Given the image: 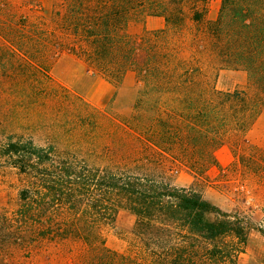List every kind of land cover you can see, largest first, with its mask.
Returning a JSON list of instances; mask_svg holds the SVG:
<instances>
[{
    "label": "rangeland",
    "instance_id": "obj_1",
    "mask_svg": "<svg viewBox=\"0 0 264 264\" xmlns=\"http://www.w3.org/2000/svg\"><path fill=\"white\" fill-rule=\"evenodd\" d=\"M233 2L238 7L243 0ZM78 4L82 8L89 5L86 0H56L50 9H43L40 5H18L11 0H0V36L3 39L0 45V143L8 135L32 139L39 146H55L62 156L82 166L130 169L135 173L162 176L178 187L194 189L220 210L237 213L251 223L244 252L238 256L237 263L264 264V234L259 231L264 226L263 133H256L253 138L245 137L248 130H253V124L246 131L230 129L222 145L231 146L234 159L213 175L206 173L216 164L209 163V158H214V151L221 145L210 144L204 158L194 145L188 148L177 145L168 151L155 145L151 130L144 132L135 127L140 113L146 120L159 115L178 125L182 114L187 112L196 119V106L202 101L197 89L207 91L212 83L217 87L215 75L221 70L245 71L229 67L218 69L223 62L211 48L215 38L208 29L214 20L206 17V21H193V0H158L156 12L167 16L179 5L184 14L183 22L170 21L168 36L156 38L152 35L154 31L143 32L140 36L126 34L129 38L121 48L108 49L102 58H92L93 47L82 37L74 36L71 29L64 28L58 15L65 11L70 14ZM246 7L252 16L259 12L263 3L246 0L243 8ZM149 9L137 11L138 17L131 20L142 19ZM162 46H169L181 59L200 63L202 72L197 74L201 84L186 87L187 94L190 93L186 96L188 103H183L181 95L165 92L164 99L157 104V111L147 101L148 95H141L145 83L139 74L146 75V72L139 68H143L140 66L149 48L154 51ZM13 47L19 48L29 59L12 50ZM68 48L84 62L86 75L99 76L111 83V97L105 99L99 95L103 94V86L97 87L88 99L81 95L80 88L73 91L59 83L48 64L62 52H68ZM125 49L130 51L124 54ZM245 72L247 83L236 88L246 91L258 111L255 120L260 116L259 124L263 126V74ZM218 87L224 90L219 84ZM205 105L209 122H214L215 116L224 112L212 96H207ZM211 126L206 129L210 136ZM21 185L17 170L1 160L0 214H10L16 209ZM134 224V214L120 209L113 221L103 227L107 247L129 252L134 242ZM87 257V249L79 241H44L23 249L5 243L0 237V264H88Z\"/></svg>",
    "mask_w": 264,
    "mask_h": 264
},
{
    "label": "trees",
    "instance_id": "obj_2",
    "mask_svg": "<svg viewBox=\"0 0 264 264\" xmlns=\"http://www.w3.org/2000/svg\"><path fill=\"white\" fill-rule=\"evenodd\" d=\"M86 1V8L78 4L70 14L65 11L58 15L64 28L93 47L92 58H102L108 49L126 44L129 37L125 26L141 9L150 8L142 18H165V27L152 32L156 38L168 36L170 21H182L184 17L179 5L167 16L156 12L158 0ZM207 1L193 0V21H206ZM260 1L263 7L250 16L248 8H243L246 0L238 7L233 0H222L217 18L208 29L215 38L211 48L223 62L218 69L242 68L249 75L263 74L264 89V0ZM12 50L29 59L19 48ZM125 50L124 54L130 51ZM171 50L169 46L154 51L149 48L144 66L139 68L146 72L139 74L145 83L141 95H148L147 101L157 111L165 92L181 95L186 104L190 95L186 87L201 84L197 77L202 72L201 64L181 59ZM206 90H196L202 100L196 106V119L190 112H182L185 114L178 125L159 115L146 120L140 113L135 127L151 130L159 149L194 145L200 156L206 157L210 144L222 145L230 129L246 131L258 114L245 90H220L213 83ZM207 96L214 97L224 110L214 122H209ZM210 126L211 136L206 130ZM1 160L17 170L22 182L16 209L0 214V237L5 243L29 249L44 241H79L87 249L88 264H238V256L244 252L252 227L245 217L224 212L196 190L172 185L162 176L82 166L62 156L53 145L39 146L32 139L12 135L0 143ZM209 160L216 163L213 157ZM120 209L135 216L134 242L129 252L111 250L103 235V227ZM259 231L264 234V226Z\"/></svg>",
    "mask_w": 264,
    "mask_h": 264
},
{
    "label": "crops",
    "instance_id": "obj_3",
    "mask_svg": "<svg viewBox=\"0 0 264 264\" xmlns=\"http://www.w3.org/2000/svg\"><path fill=\"white\" fill-rule=\"evenodd\" d=\"M15 4H30L40 5L43 9H50L56 2V0H11ZM222 0H208L206 3L207 19L215 20L220 8ZM165 27V18L163 16L146 15L142 19L129 20L125 26V33L128 35L140 36L146 31H157ZM3 43V39L0 36V45ZM51 73L63 86L75 90L80 88L81 95L84 98L91 99V95L96 92L97 87L103 86L102 98L112 96L113 86L106 79L96 76L91 77L85 74V64L72 52H62L59 54L51 66ZM86 80V81H85ZM247 83V74L243 70H235L232 72L219 71L217 75L216 85H221V89L231 90L236 87L243 86ZM219 88V87H218ZM83 90V91H82ZM264 114V110H263ZM260 116L257 117L253 123V130H248L245 133V137H255L256 133H263L264 135V123L263 126L259 124ZM254 133V134H253ZM214 158L216 161L215 166H210L206 173L216 175L221 169H224L227 165L232 163L234 156L233 150L230 145H221L214 151ZM205 173V174H206ZM193 177V175L191 176ZM178 187V186H177Z\"/></svg>",
    "mask_w": 264,
    "mask_h": 264
}]
</instances>
